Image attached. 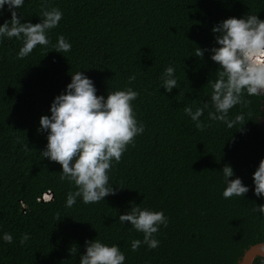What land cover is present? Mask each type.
<instances>
[{"label":"trees","instance_id":"trees-1","mask_svg":"<svg viewBox=\"0 0 264 264\" xmlns=\"http://www.w3.org/2000/svg\"><path fill=\"white\" fill-rule=\"evenodd\" d=\"M44 6L63 13L47 47L18 59L20 40L0 42V236H13L12 244L0 239V264H79L85 241L96 238L119 245L125 264H239L248 248L264 242V215L254 210L264 197L254 195L252 178L264 159V94H245L246 105L229 111V119L243 115V126L209 119L219 69L210 50L219 46L214 26L230 17L264 20V0H47ZM41 9V0H25L17 11L22 23L36 24ZM10 19L5 6L0 24ZM60 36L69 52L54 51ZM168 66L177 79L171 93L160 88ZM78 71L93 80L97 95L137 91L132 106L145 131L109 173L116 194L93 204L77 198L68 208L67 193L76 188L60 179L58 163L40 155L47 134L38 128ZM205 103L199 130L184 108ZM225 165L234 171L230 179L249 187L243 198L223 197ZM47 192L53 197L42 200ZM133 204L167 217V227L154 234L157 248L141 243L132 250L143 234L118 218ZM24 234L30 239L21 244Z\"/></svg>","mask_w":264,"mask_h":264},{"label":"clouds","instance_id":"clouds-1","mask_svg":"<svg viewBox=\"0 0 264 264\" xmlns=\"http://www.w3.org/2000/svg\"><path fill=\"white\" fill-rule=\"evenodd\" d=\"M42 9L40 22L22 23L18 9L23 7L25 0H0V15L5 6L11 13V19L0 24V42L5 38H13L22 42L17 58L28 56L37 46L47 47L50 44L48 33L56 28L63 13L59 8H48L47 0H41ZM215 42L211 60L219 65L217 79L211 83V108L209 119L224 123L229 129L243 123V115L229 119V111L237 105L244 104V95L257 96L264 94V20L257 15H247L243 18L230 17L213 27ZM54 51L66 53L71 50V44L65 37H58L53 46ZM48 53V52H47ZM46 53V54H47ZM45 54V55H46ZM204 51L197 48L196 57H203ZM135 76L129 78V81ZM160 88L167 93L177 89L175 69L168 66L163 71ZM139 93L128 87L123 90L108 91L107 96L97 95V89L92 79L82 71L71 75V82L64 91L57 95L50 105V116L42 115L38 131L45 132L47 144L40 155L51 162L58 163L62 171L60 179L75 186V191L67 193L65 206L71 208L80 198L84 204L104 201L116 191L110 184L109 173L114 163H119L129 145L134 146L135 137L145 131L142 122L136 119L132 102ZM203 107L185 106L184 113L190 117L197 129L203 130L201 117ZM242 126L238 130H242ZM223 181L226 187L223 197H244L249 187L234 176L231 166L222 168ZM254 195L264 197V159H261L253 173ZM49 194V195H48ZM52 192L44 193L42 200L49 201ZM255 211L264 215V204L256 206ZM59 217H57V220ZM121 224L130 225L135 231L143 234V241L134 240L131 243L133 251L141 243L149 249L159 246L155 239L161 226L167 227L168 220L162 211L142 209L132 205L129 211L119 215ZM7 244L13 243L10 233L0 236ZM30 237L24 234L20 243L24 244ZM125 255L119 245H108L99 239L85 241V252L80 256L79 264H125Z\"/></svg>","mask_w":264,"mask_h":264},{"label":"water","instance_id":"water-1","mask_svg":"<svg viewBox=\"0 0 264 264\" xmlns=\"http://www.w3.org/2000/svg\"><path fill=\"white\" fill-rule=\"evenodd\" d=\"M258 257L264 258V242H259L248 248L239 264H254Z\"/></svg>","mask_w":264,"mask_h":264},{"label":"built area","instance_id":"built-area-1","mask_svg":"<svg viewBox=\"0 0 264 264\" xmlns=\"http://www.w3.org/2000/svg\"><path fill=\"white\" fill-rule=\"evenodd\" d=\"M49 195V194H48Z\"/></svg>","mask_w":264,"mask_h":264}]
</instances>
